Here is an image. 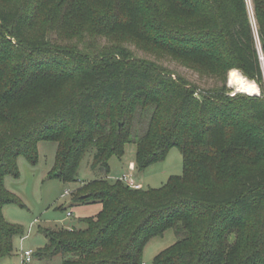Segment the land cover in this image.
Returning a JSON list of instances; mask_svg holds the SVG:
<instances>
[{"label":"trees","instance_id":"16d2710c","mask_svg":"<svg viewBox=\"0 0 264 264\" xmlns=\"http://www.w3.org/2000/svg\"><path fill=\"white\" fill-rule=\"evenodd\" d=\"M252 2L256 28L246 0H0V257L24 232L4 216L6 205L24 206L6 176H19L20 155L35 165L46 140L57 143L50 176L68 183L81 181L80 164L95 149L98 177L71 194L102 209L82 228L41 227L47 243L33 257L142 264L147 243L173 228L176 241L152 264H264V0ZM43 17L65 27L96 22L101 32L124 28L182 59L211 53L225 70L256 80L261 94H200L126 49L94 61L60 56L49 48L48 24L36 27ZM41 59L51 61L56 98L39 96L32 80L17 85L15 75L7 85V70L30 77ZM130 142L140 171L178 147L183 174L157 188L110 178V158Z\"/></svg>","mask_w":264,"mask_h":264},{"label":"rangeland","instance_id":"374dc122","mask_svg":"<svg viewBox=\"0 0 264 264\" xmlns=\"http://www.w3.org/2000/svg\"><path fill=\"white\" fill-rule=\"evenodd\" d=\"M246 1L256 28L253 2L252 0ZM61 22L62 20H54V24H52L51 20L43 17L39 25L36 26L37 28H43L48 24L47 39L49 40V48L51 47V50H55L60 56L66 55L71 58L73 55L79 59L89 58L94 61L96 57L103 59L104 53L108 51H116L113 53L118 55V50L126 49L132 59L146 61L167 69L173 78L181 77L187 82L188 87L196 89L200 94H210L222 89H226L228 95H235L236 93L261 94L260 85L256 80L251 79L240 68L235 67L225 70V66L221 65L219 58L214 59L213 56H210L211 53L209 59L206 60L199 59L197 56L192 59H182L163 49L152 46L146 40L139 39L132 33L125 31L124 28L101 32V28L96 22L72 21L69 24L67 23L66 27ZM256 36L260 48L257 33ZM8 39H12L14 44L17 42L11 36ZM197 50L194 51L197 52ZM261 57L264 69V56L261 55ZM49 62L43 59L36 62L33 70L37 77L34 74L29 77L31 73L29 71L22 73L13 69V71L7 70V85H11L15 75L19 81L17 85H21L22 81L32 80L30 89H36L39 96L45 95L46 97L49 95L48 98H56L61 91L52 90L59 88H56L53 84ZM53 65L54 62L52 67ZM235 70H240L245 77L255 81L259 91L257 93H247L238 91L231 86L229 75ZM39 72L40 74H38ZM94 153L95 149H91L83 158L78 170V178L81 180L79 183H85L98 177L92 168ZM56 154V142L40 141L37 163L33 165L26 156L20 155L18 158L19 176H6V186L21 199L24 206L14 203L8 204L3 209L4 216L8 222L21 226L24 232L13 237V251L10 255L0 257V264H62L64 258L62 254L50 259H40L34 256L30 262L24 263L22 251L32 249L37 252L40 247L47 243V238L40 232L41 227L82 228L86 226L83 222L84 218L95 216L101 211L102 204L100 202L77 203L73 201L71 192L79 183H68L50 176L56 162ZM131 162H136V144L133 142L126 144L122 156L113 155L110 158L109 177L119 178L123 172L127 171ZM183 171V155L179 148L174 146L163 160L152 164L143 171L136 169L132 172L135 180L137 178L144 187L157 188L162 186L171 175H181ZM67 190L68 193H66ZM69 211L72 216L67 215ZM176 239L173 228L167 229L162 236L152 238L145 246L144 262L152 264L153 258L159 252L171 246Z\"/></svg>","mask_w":264,"mask_h":264},{"label":"bare ground","instance_id":"6f19581e","mask_svg":"<svg viewBox=\"0 0 264 264\" xmlns=\"http://www.w3.org/2000/svg\"><path fill=\"white\" fill-rule=\"evenodd\" d=\"M229 81L230 85L238 91L247 93H257L259 91L257 83L245 77L240 70L232 71L229 75Z\"/></svg>","mask_w":264,"mask_h":264},{"label":"built area","instance_id":"2783aa9c","mask_svg":"<svg viewBox=\"0 0 264 264\" xmlns=\"http://www.w3.org/2000/svg\"><path fill=\"white\" fill-rule=\"evenodd\" d=\"M129 168L131 170L130 173H124L123 175H121L118 179L123 180L124 182H126L129 186L133 187V188H142L143 185L141 183H138L134 176H133V170H136V165L134 162H131L129 164ZM69 191L67 190L66 193H68ZM68 216H71L72 213L69 211L67 213ZM24 238V237H23ZM33 253L34 251L32 249H26L22 251V258H23V262H30L33 259ZM142 264H147L146 262H142Z\"/></svg>","mask_w":264,"mask_h":264},{"label":"crops","instance_id":"0c3cea01","mask_svg":"<svg viewBox=\"0 0 264 264\" xmlns=\"http://www.w3.org/2000/svg\"><path fill=\"white\" fill-rule=\"evenodd\" d=\"M130 172H131V170H130L129 165H128L127 171L123 172L122 175H123L124 173H130ZM136 180H137V178H136ZM137 182H138V183H141V182H139L138 180H137ZM71 216H72V215H71Z\"/></svg>","mask_w":264,"mask_h":264},{"label":"water","instance_id":"95a60500","mask_svg":"<svg viewBox=\"0 0 264 264\" xmlns=\"http://www.w3.org/2000/svg\"><path fill=\"white\" fill-rule=\"evenodd\" d=\"M262 58V57H261ZM243 92V91H242Z\"/></svg>","mask_w":264,"mask_h":264}]
</instances>
